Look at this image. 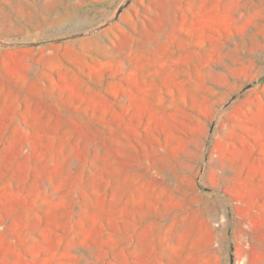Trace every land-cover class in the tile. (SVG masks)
<instances>
[{
	"label": "rangeland",
	"instance_id": "rangeland-1",
	"mask_svg": "<svg viewBox=\"0 0 264 264\" xmlns=\"http://www.w3.org/2000/svg\"><path fill=\"white\" fill-rule=\"evenodd\" d=\"M0 264H264V0H0Z\"/></svg>",
	"mask_w": 264,
	"mask_h": 264
},
{
	"label": "bare ground",
	"instance_id": "bare-ground-1",
	"mask_svg": "<svg viewBox=\"0 0 264 264\" xmlns=\"http://www.w3.org/2000/svg\"><path fill=\"white\" fill-rule=\"evenodd\" d=\"M234 5H235V3H233V2H229V1L225 2V5H224L225 10L224 11L227 12V15H230V14L232 15ZM222 19H224V18H222ZM222 22H224V21L222 20Z\"/></svg>",
	"mask_w": 264,
	"mask_h": 264
}]
</instances>
